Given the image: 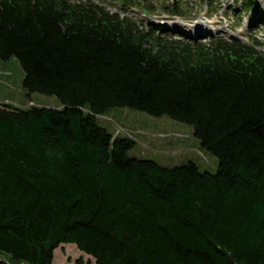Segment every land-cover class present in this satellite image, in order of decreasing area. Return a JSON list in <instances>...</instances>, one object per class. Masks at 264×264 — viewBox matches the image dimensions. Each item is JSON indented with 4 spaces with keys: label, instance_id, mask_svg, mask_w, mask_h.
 I'll list each match as a JSON object with an SVG mask.
<instances>
[{
    "label": "trees",
    "instance_id": "1",
    "mask_svg": "<svg viewBox=\"0 0 264 264\" xmlns=\"http://www.w3.org/2000/svg\"><path fill=\"white\" fill-rule=\"evenodd\" d=\"M180 1L166 10L183 16ZM138 22L92 1L0 0V60L62 103L0 102V264H52L62 243L95 264H264L263 43ZM117 106L190 124L217 169L129 156L135 139L98 123Z\"/></svg>",
    "mask_w": 264,
    "mask_h": 264
},
{
    "label": "rangeland",
    "instance_id": "2",
    "mask_svg": "<svg viewBox=\"0 0 264 264\" xmlns=\"http://www.w3.org/2000/svg\"><path fill=\"white\" fill-rule=\"evenodd\" d=\"M83 1L97 3L110 12L129 15L143 26L152 25L157 32L163 27L170 36L183 34V39L190 33L194 35L200 27L210 31L204 34L205 41L215 36L248 42L247 37L251 36L263 43L261 51L264 53V0H258L256 9H245L241 0H181L183 16L166 10L165 7L172 8V0H136V5L122 0ZM23 77V69L15 57L0 60V102L52 108L62 106L56 95L27 94L22 87ZM98 123L107 126L114 136L127 135L135 139V144L128 150L129 156L153 159L165 166L191 160L200 170L210 172L218 167L217 157L201 147L193 135L192 126L165 114L155 116L131 107L117 106L99 115ZM52 264H95V261L75 244L62 243L53 251Z\"/></svg>",
    "mask_w": 264,
    "mask_h": 264
},
{
    "label": "bare ground",
    "instance_id": "3",
    "mask_svg": "<svg viewBox=\"0 0 264 264\" xmlns=\"http://www.w3.org/2000/svg\"><path fill=\"white\" fill-rule=\"evenodd\" d=\"M196 28V27H195ZM197 34H203V33H206L207 32V30H204V29H202L201 27L200 28H198V30L197 31H195Z\"/></svg>",
    "mask_w": 264,
    "mask_h": 264
},
{
    "label": "crops",
    "instance_id": "4",
    "mask_svg": "<svg viewBox=\"0 0 264 264\" xmlns=\"http://www.w3.org/2000/svg\"><path fill=\"white\" fill-rule=\"evenodd\" d=\"M29 103H30V102H29ZM29 103H28V104H29Z\"/></svg>",
    "mask_w": 264,
    "mask_h": 264
}]
</instances>
